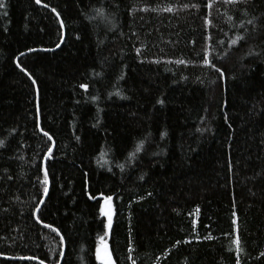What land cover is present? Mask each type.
Listing matches in <instances>:
<instances>
[{"label": "trees", "instance_id": "1", "mask_svg": "<svg viewBox=\"0 0 264 264\" xmlns=\"http://www.w3.org/2000/svg\"><path fill=\"white\" fill-rule=\"evenodd\" d=\"M4 5L0 264H264V0Z\"/></svg>", "mask_w": 264, "mask_h": 264}, {"label": "snow or ice", "instance_id": "2", "mask_svg": "<svg viewBox=\"0 0 264 264\" xmlns=\"http://www.w3.org/2000/svg\"><path fill=\"white\" fill-rule=\"evenodd\" d=\"M36 3H40V0H36ZM4 0H0V7H4ZM210 6V5H209ZM169 11H171V9H168ZM53 12H56V9L53 8L52 9ZM97 12V15H104V10L103 8H99L96 10ZM6 15V13H5ZM57 15H59V13H57ZM249 23H252V21H249ZM61 26H63V23L61 22ZM238 40H243L244 37L241 36V37H238L237 38ZM237 43V40H232L231 41V45H235ZM59 46V45H57ZM30 51H32L30 49ZM21 55H23V53H21ZM181 63H183V61H180ZM203 63L205 65H209V66H212V67H215L214 64H212V62L208 59V56L207 54H205L204 58H203ZM17 67H20L19 64H17ZM21 71H25L23 68H21ZM216 71L220 74L221 77L224 76V73L223 71L220 69V68H216ZM31 79V77H29ZM32 83L35 84L36 81L35 80H32ZM81 88H84V89H87L88 88V85L87 84H81L80 85ZM95 99V97L93 98ZM158 103H163V101H158ZM39 111L38 109V106H37V112ZM36 127H39V123L36 124ZM198 131H203V129H198ZM164 135H166V133H161V136L163 137ZM44 136H46L48 138L49 141L52 140V137L48 134V132H44ZM77 139H79L77 137ZM144 144V141L141 140L139 142V144L136 145V148H135V152L133 153H130L129 154V157L130 158H133L135 156V153H138L141 151V146ZM0 146H3V141H0ZM52 155V148L49 147L48 150H47V156L48 158H50ZM38 170H42L43 171V179L40 180L38 178V183L41 184V198L38 200V203L36 205V208L37 210H39V205L40 204H43L44 203V200H43V197L47 196L48 193H49V188H48V185H49V178H48V171L46 168H43V169H39ZM229 171H231V164H229ZM142 178V177H141ZM9 179H11V177H9ZM150 195V194H149ZM90 199H97L96 196L94 195H90L89 196ZM103 200H104V203L102 205H100V208H99V211H100V214L104 217H107V223H105L103 225L104 229L106 230L105 231V236H107L109 234V232L107 230H111L112 229V225H113V221H112V217H113V208H112V197L111 196H102ZM233 216L235 217L236 216V213L233 212ZM37 219H39V217H37ZM232 223L235 225L236 224V220L234 219L232 221ZM45 227L47 228H50L52 229V231H57V229H53L52 228V225L50 224H45L44 225ZM63 237L61 236V242H63ZM101 243L103 245V251L101 252L100 249H97V254H96V258L101 262V264H115V261L113 260V257L111 255V253L109 252L108 250V245L106 243H104V237H101ZM205 239H211L210 236L208 237H205ZM187 242V241H186ZM177 244L180 243L179 241L176 242ZM234 244L237 245V251H240V239H239V236L236 237V239L233 241ZM60 255L62 256L63 255V252L61 251L60 252ZM261 256H264V252L261 253ZM20 259H35V257H20ZM40 264H45V262L43 260L40 261ZM133 264H135V262L133 261ZM236 264H240V259L239 257H237L236 259Z\"/></svg>", "mask_w": 264, "mask_h": 264}, {"label": "water", "instance_id": "3", "mask_svg": "<svg viewBox=\"0 0 264 264\" xmlns=\"http://www.w3.org/2000/svg\"><path fill=\"white\" fill-rule=\"evenodd\" d=\"M38 50L52 51V49H33L32 51H27V52H25L23 55L28 54V53H31V52H34V51H38ZM17 62H18V60H17ZM48 188L50 189V183H49V185H48ZM46 197H47V196H45V197L43 198L44 201H45ZM41 206H42V204L40 205V207H41ZM40 207H39V208H40ZM104 243H106V244L108 245V250H109V252L111 253V255H112V257H113V260H114V256H113V253H112V250H111V244H110V242L107 241V240H105ZM102 247H103V246H102ZM114 261H115V260H114Z\"/></svg>", "mask_w": 264, "mask_h": 264}, {"label": "rangeland", "instance_id": "4", "mask_svg": "<svg viewBox=\"0 0 264 264\" xmlns=\"http://www.w3.org/2000/svg\"><path fill=\"white\" fill-rule=\"evenodd\" d=\"M104 203V200L102 201V204ZM112 208H113V215H114V212H115V210H114V205H113V200H112ZM107 218V217H106ZM112 221H113V217H112ZM109 231V230H108ZM103 245H102V243L100 244V247H99V249L101 250V252L103 251V247H102Z\"/></svg>", "mask_w": 264, "mask_h": 264}]
</instances>
